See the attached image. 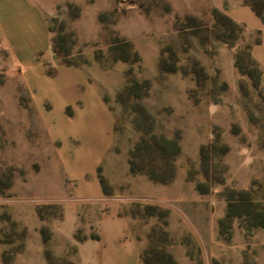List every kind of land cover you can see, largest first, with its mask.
Segmentation results:
<instances>
[{
    "label": "rangeland",
    "instance_id": "374dc122",
    "mask_svg": "<svg viewBox=\"0 0 264 264\" xmlns=\"http://www.w3.org/2000/svg\"><path fill=\"white\" fill-rule=\"evenodd\" d=\"M33 1L48 17L17 18L16 36L30 53L44 50L35 43L48 22L57 55L87 65L64 67L55 78L67 89L37 103L0 50L4 263L41 264L39 218L49 264H79L75 242L63 238L55 250L49 241L71 200L83 210L75 239L95 233L97 213L76 198L85 193L68 178L74 152L80 170L96 171L104 194L131 218L141 264H264V67L254 53L262 29L229 16L232 0L224 9L211 0ZM78 100L88 110L84 125ZM88 101L97 106L87 108ZM160 136L179 144L173 160ZM171 172L165 181L151 178Z\"/></svg>",
    "mask_w": 264,
    "mask_h": 264
},
{
    "label": "crops",
    "instance_id": "0c3cea01",
    "mask_svg": "<svg viewBox=\"0 0 264 264\" xmlns=\"http://www.w3.org/2000/svg\"><path fill=\"white\" fill-rule=\"evenodd\" d=\"M211 1L218 8L224 9V0ZM232 1L235 4L230 9H225L226 13L237 22L245 23L250 31L253 29H262L264 38V23L261 18L249 5L241 3V0ZM27 13H36V15L42 17V20L48 17L43 7L33 0H0V50L6 52L7 62L9 60L11 61V64L14 66L13 70L16 69L20 73L27 92L39 103L40 99L48 93H53L56 97H60L63 91L67 89V84H65L64 80L55 78L59 76V73L63 72L64 67L70 66L71 68L80 69L87 65V63H68L61 59L62 56L59 57L57 55L52 46L51 31L48 22L44 24L43 30L41 32L39 31L38 38L40 40L35 43V47H42L44 50L38 48L36 49V52L39 51L38 53L34 52L31 54L27 42L22 41L16 36L18 33H21L20 28H18L17 18L20 15L25 16ZM41 41L44 42L41 43ZM254 51L256 59L264 67V42L259 44ZM43 52H47V55L42 56ZM45 62H49L55 66L56 72L54 74H48L46 72L47 65ZM1 63H4V61L0 55ZM62 79L64 78L62 77ZM103 94H99V107L107 112L112 132V117ZM77 104V108H79L78 113L81 115L78 120L81 123L80 125H84L83 114L88 110L86 108V110L82 109L83 106L80 100L77 101ZM86 104L89 109L97 106V102L91 104L88 101ZM80 156V153L75 155L73 152V155L66 159L68 162L66 165L68 178L79 182L81 192L85 193V195L76 198L86 202V210L93 212V214L97 213L96 219H92V225L94 232L99 237H87L83 240L75 239L74 234L79 223V213L81 211L83 212V210L77 201L71 200L63 204V218L53 224V238L49 240L54 244H51V249L54 247L55 250H58L60 248L59 243L65 238L75 242L77 249L76 261L79 264H141L142 245L131 230V218L127 214L121 213V204L119 202L109 199L104 194L96 171L91 173V176H86V173L80 170L77 166V161ZM102 160L99 157L96 163L98 164ZM41 223V219L38 218V222L34 223V232L35 237L39 240L38 244L40 243L38 250L41 257V264H49L43 254V239L36 229ZM3 249L4 246L0 242V264H5ZM29 249L31 248L29 247Z\"/></svg>",
    "mask_w": 264,
    "mask_h": 264
},
{
    "label": "trees",
    "instance_id": "16d2710c",
    "mask_svg": "<svg viewBox=\"0 0 264 264\" xmlns=\"http://www.w3.org/2000/svg\"><path fill=\"white\" fill-rule=\"evenodd\" d=\"M245 2H246V4L250 5L251 8L254 10V12L264 21V13H263V10L261 9V7L264 6V3L261 0H245ZM224 18L229 23H233L228 16L224 15ZM68 63H72V62H68ZM73 63H76V62H73ZM139 85H140V83L138 81H135L129 87V89L132 90V89L136 88ZM158 141L162 144L161 146H163L165 150H166V148L170 149L169 157H170V159L173 160L175 155L178 154V152L180 151L179 144L175 140L168 139L165 136L158 137ZM131 169H132V171H135L134 167H132ZM173 175H174V173L171 172L170 177H164L162 175H160L161 177H156L155 175H153V176H151V178L157 179V180H160V181H165V180H168L169 178H172ZM262 225H264V222L262 223ZM42 234H43L44 241H48V239L50 238V235L45 231V228L42 229ZM90 237L91 238H98L99 236H98V234L91 233ZM76 238L78 240H83V239L87 238V236H84V237L76 236ZM3 259H4L5 262H7V259L5 258L4 255H3ZM171 263L173 264L172 258H171Z\"/></svg>",
    "mask_w": 264,
    "mask_h": 264
}]
</instances>
